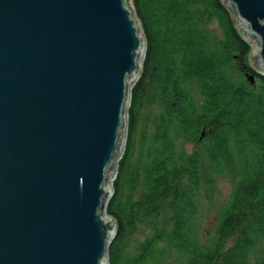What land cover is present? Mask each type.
<instances>
[{
	"label": "water",
	"instance_id": "water-1",
	"mask_svg": "<svg viewBox=\"0 0 264 264\" xmlns=\"http://www.w3.org/2000/svg\"><path fill=\"white\" fill-rule=\"evenodd\" d=\"M221 1L264 74V0ZM146 45L132 0H0V264H108Z\"/></svg>",
	"mask_w": 264,
	"mask_h": 264
},
{
	"label": "trees",
	"instance_id": "trees-1",
	"mask_svg": "<svg viewBox=\"0 0 264 264\" xmlns=\"http://www.w3.org/2000/svg\"><path fill=\"white\" fill-rule=\"evenodd\" d=\"M132 2L147 45L105 205L108 264H264V74L245 62L252 45L221 0ZM145 105L151 129L137 137ZM220 177L234 186L207 243L198 198Z\"/></svg>",
	"mask_w": 264,
	"mask_h": 264
},
{
	"label": "rangeland",
	"instance_id": "rangeland-1",
	"mask_svg": "<svg viewBox=\"0 0 264 264\" xmlns=\"http://www.w3.org/2000/svg\"><path fill=\"white\" fill-rule=\"evenodd\" d=\"M252 49V48H251ZM255 71V70H253ZM257 72V71H255ZM259 73V72H258ZM261 74V73H259ZM135 82V81H134ZM133 82V83H134ZM129 107V105H128ZM152 112V113H151ZM154 112L150 108V106L145 105L143 108H141V118L138 125V132L137 137L140 135L142 129L144 127L148 129V131L151 129L149 121H146L145 117L148 116L150 113V116ZM127 123H128V108H127ZM128 126V124H127ZM126 135H127V127H126V134H125V142H126ZM125 147V146H124ZM188 150H191V146L189 145ZM124 151V149H123ZM122 151V152H123ZM121 152V155L123 154ZM120 155V156H121ZM119 161V159H118ZM117 161V162H118ZM117 168V167H116ZM115 168L114 177L116 176L117 169ZM234 184L231 182V180L227 177H220L218 180V191L216 190V195H210V192L208 189H204L202 194L198 198L199 207H198V214L195 219V225L198 228V234L200 239L203 242L209 243L210 237L214 236L218 230V216L220 212V206L221 204H225L231 194V191L233 189ZM210 196H213L211 199ZM116 222V221H115ZM261 241V242H260ZM228 246H231L232 240L228 241ZM259 246H261L264 250V239L259 240ZM260 247V248H261ZM252 264H255L254 260L251 261Z\"/></svg>",
	"mask_w": 264,
	"mask_h": 264
}]
</instances>
